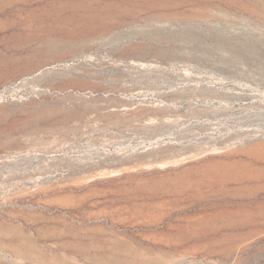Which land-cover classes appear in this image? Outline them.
Masks as SVG:
<instances>
[{
  "label": "rangeland",
  "instance_id": "1",
  "mask_svg": "<svg viewBox=\"0 0 264 264\" xmlns=\"http://www.w3.org/2000/svg\"><path fill=\"white\" fill-rule=\"evenodd\" d=\"M0 264H264V0H0Z\"/></svg>",
  "mask_w": 264,
  "mask_h": 264
},
{
  "label": "bare ground",
  "instance_id": "2",
  "mask_svg": "<svg viewBox=\"0 0 264 264\" xmlns=\"http://www.w3.org/2000/svg\"><path fill=\"white\" fill-rule=\"evenodd\" d=\"M96 248L99 249V247H98L97 245H96L95 249H96ZM113 252H114V251H113ZM95 254H97L96 257H98L99 259H103V258L106 257V253L104 252V250L95 251ZM114 254H115V253H114ZM94 257H95V256H94ZM115 260L126 262L125 260L119 259V258H117V257H116Z\"/></svg>",
  "mask_w": 264,
  "mask_h": 264
}]
</instances>
